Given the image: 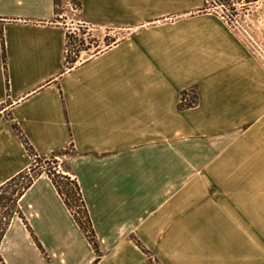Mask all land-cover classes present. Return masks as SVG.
Returning <instances> with one entry per match:
<instances>
[{"label":"crops","instance_id":"obj_1","mask_svg":"<svg viewBox=\"0 0 264 264\" xmlns=\"http://www.w3.org/2000/svg\"><path fill=\"white\" fill-rule=\"evenodd\" d=\"M204 7L80 0L60 23L56 0H0V186L31 163L16 125L65 164L98 248L39 176L18 200L32 233L13 216L0 264H264V148L240 132L249 57Z\"/></svg>","mask_w":264,"mask_h":264},{"label":"rangeland","instance_id":"obj_2","mask_svg":"<svg viewBox=\"0 0 264 264\" xmlns=\"http://www.w3.org/2000/svg\"><path fill=\"white\" fill-rule=\"evenodd\" d=\"M56 3L57 16L55 19L60 23H66L68 16L71 18L72 11L70 8L79 9L80 7V0H56ZM236 3L238 27L236 30H231L239 37L246 49V55L248 54L249 57V67L243 72L244 80L242 83L244 85V103H246L247 95L245 85L247 77L245 74H247L249 82V117L245 120V124L240 127V132L244 131V134L249 135V141L259 142L262 144L260 148H264V0H237ZM79 32H82V28H79ZM93 40V38L89 40L91 46H97L98 43H93ZM81 45L82 43L78 42L77 39L69 40V45L67 46L68 62L75 57ZM241 72L242 70H239L240 75ZM236 84L237 80H233L232 85ZM238 87L241 89V79L239 80ZM187 90H191L193 92L192 95L195 97L194 105L187 106L193 107L197 104L196 90L194 88H189ZM26 172V175H24V178L20 181L21 183L26 182L31 177L37 179L39 176H47L50 179H54L55 182H57L56 185L63 191L64 198L67 199L68 204L71 206V210H74V216L85 221L83 219L85 216L80 214L81 208H77V205L80 203L72 199V192L75 190V182L71 180V178L68 180L64 178L66 175L65 164H60L55 158L40 160L31 157V163ZM7 192L11 193L10 190ZM7 192L4 196L8 195ZM87 235L88 237L91 235L90 228H87Z\"/></svg>","mask_w":264,"mask_h":264},{"label":"trees","instance_id":"obj_3","mask_svg":"<svg viewBox=\"0 0 264 264\" xmlns=\"http://www.w3.org/2000/svg\"><path fill=\"white\" fill-rule=\"evenodd\" d=\"M68 42H67V46L69 45V40L70 38L67 36ZM2 49H3V56H4V42L2 41ZM5 63V61H4ZM5 67V64H4ZM185 94V91H183L181 93V95ZM180 95V96H181ZM194 97V96H193ZM180 107H191V106H187V105H183L181 104V102L179 103ZM13 129L15 130V132L17 133V135L19 136L21 142L23 143L27 153L29 154L30 157H34L40 160H46L43 158H39L36 153L34 152L33 148L31 147V145L29 144V142L27 141V139L24 137V135L22 134V132L20 131V129L16 126L13 125ZM27 170V169H26ZM26 170L20 172L19 174H17L16 176H14L13 178H11L9 181L5 182L4 184H2L0 186V241L3 237V234L5 233V230L7 229V226L9 224V221L11 220V218L13 216H18L23 222L24 224L27 226V228L29 229V231L31 232V229L28 227L25 217L23 216L21 210L19 209L18 206V200L19 198L23 195V193L32 185L33 181L36 178H29L26 182L21 183V179L24 178V175H26ZM64 176V175H63ZM64 178L66 180H68L70 177L68 176H64ZM51 181L53 183V185L55 186L56 190L58 191V193L62 196L66 206L71 209V206L68 204L67 199L64 198V193L63 191H61L59 189V187L56 185L57 182H55L54 179L51 178ZM20 183V185H19ZM15 188V189H12ZM11 191V193H8L7 191ZM7 192V196H4V194H6ZM73 198L75 201L79 202L80 204L77 205V208H81V212L80 214L85 216L83 220L75 217L76 222L78 223V225L84 229L87 232V228H90V232L91 235L89 236L90 241L92 242L94 248L96 250H98L97 248V243L95 241L94 238V234L91 228V221L88 217V213L87 210L85 208V204L84 201L82 199L79 187L77 186V184L75 183V190L74 192H72ZM32 233V232H31ZM1 261V258H0Z\"/></svg>","mask_w":264,"mask_h":264},{"label":"built area","instance_id":"obj_4","mask_svg":"<svg viewBox=\"0 0 264 264\" xmlns=\"http://www.w3.org/2000/svg\"><path fill=\"white\" fill-rule=\"evenodd\" d=\"M205 11L216 15L230 29L236 30L237 21V3L234 0H204ZM68 54V47H67ZM191 90H186L185 94L180 96V102L184 105H194L195 97Z\"/></svg>","mask_w":264,"mask_h":264}]
</instances>
